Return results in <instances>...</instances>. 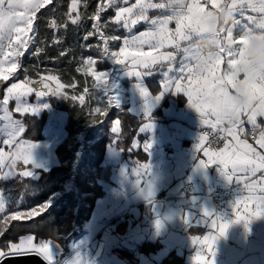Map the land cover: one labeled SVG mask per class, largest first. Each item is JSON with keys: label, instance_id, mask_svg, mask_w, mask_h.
<instances>
[{"label": "crops", "instance_id": "0c3cea01", "mask_svg": "<svg viewBox=\"0 0 264 264\" xmlns=\"http://www.w3.org/2000/svg\"><path fill=\"white\" fill-rule=\"evenodd\" d=\"M152 2L159 3L163 0ZM101 3L105 5L104 11L108 9L113 14L110 20L113 32L106 35L109 38V52H118L123 47V39L151 29L150 23L144 21L132 26L131 32L123 27L122 22L116 23L115 14L119 7L131 6L136 0H128L127 5L123 4V0L114 6H108L107 0H99V6ZM104 11L100 13V17ZM167 14L169 13L159 9L148 11L150 18ZM37 15L38 13L33 23L35 32L29 33L32 42L20 57L19 66L9 79L20 70L25 55L36 41ZM248 15L257 14L246 12L245 16ZM237 18L242 23H247L238 14ZM169 28L174 30L175 22ZM234 35L238 36L239 31L234 30ZM112 36L121 39L114 41ZM143 50L150 51L147 45ZM161 51L175 53L172 48ZM183 55V52L176 53V61L171 62L173 71H168L169 62H164L163 66H153L151 72L133 65L128 59L125 60V65H118L105 55L104 59L110 68L101 72L107 73L104 90L109 108L126 112L139 121L129 148L124 152L120 147L123 140L122 126L119 119L113 120L102 162L95 172V185H92L91 193L83 194L84 197L93 199L88 204L89 210L83 223L80 227L76 226L74 233L69 236L65 253L59 242L51 239L38 240L35 235L27 234L15 245H19L21 240H31L36 249L49 247L47 256L28 249L16 252L12 248L14 244H10L9 249L0 245V253H3L0 260L9 254L37 252L51 264H264V215L253 219L247 228L243 222L231 223L237 215L246 216L247 213L256 211V204L248 199V185H256L253 195L264 196L259 191V188L264 187V171L257 172L255 176L238 172L229 181L219 170L221 165L209 163L204 149L218 152L226 143L234 141L231 136L220 131L221 127H228L227 124L218 125L215 129L203 124L201 114L190 105L185 92L176 91L175 80L181 75L179 61ZM225 67L226 59L221 64V73ZM137 72L141 74L135 75ZM183 75L186 78L182 83L187 84V68ZM169 80L173 83L171 87L165 88ZM25 81L29 82L26 86L34 90L21 97V110L17 111V101L14 98H9L5 105L4 98L8 96V88L14 83L24 84ZM49 81L53 84V81ZM3 82L5 81L0 80V153H4L3 163L0 164V201L3 202L4 212H0V224L16 212L31 211L43 206V203L50 208V202L55 196L58 195L59 199L63 196L61 190H58L51 195V200L38 202L39 191L36 192L31 183L37 182L43 172L61 166L58 148L70 136V114L53 106L50 87L45 89L42 86V89H37L38 83L28 79L15 80L1 87ZM37 91H43L45 95L37 96ZM142 92H147L148 96L142 95ZM157 96L160 97L158 100L155 99ZM24 108H28V111H23ZM33 108L38 109L35 114ZM31 118L42 119L43 122L36 123ZM243 119L244 133L241 134L238 128L239 138L246 139L258 152L264 154V148L256 143L259 130L252 139V126L247 123V117ZM117 121L119 126L115 132L113 128L117 127ZM257 123L260 128H264V118L258 117ZM95 124L92 122L77 134L79 145L75 151L73 170L78 169L84 161L86 148L93 143L86 134ZM205 129L223 133L226 136L224 145L211 146L205 140L203 148L198 150L200 137L206 136L203 132ZM98 134L99 130L96 136ZM6 140L9 143H5ZM28 145H35L31 151L32 164H25L23 159L13 156L17 149ZM201 161L206 165L205 168L199 166ZM145 165H148L147 169ZM226 171L230 172L231 169ZM25 172L31 175H23ZM186 183H193L195 190L188 198L179 199ZM67 184L68 182L65 188ZM228 189L231 190L230 197L223 205H218L204 195ZM245 202L248 203L247 213L244 209ZM204 212L212 215L205 216ZM217 216L222 221L218 220L217 226L213 228L211 221ZM26 219L21 217L19 220ZM221 222L231 224L223 236H219ZM204 236L218 237L212 247L214 256L207 245L202 243ZM195 237L200 240H194ZM198 254L202 259L198 258Z\"/></svg>", "mask_w": 264, "mask_h": 264}, {"label": "snow or ice", "instance_id": "6c2138e0", "mask_svg": "<svg viewBox=\"0 0 264 264\" xmlns=\"http://www.w3.org/2000/svg\"><path fill=\"white\" fill-rule=\"evenodd\" d=\"M120 0H107L108 6H114L118 4ZM52 0H0V80L7 81L12 73H14L19 66V59L27 51L29 44L32 42V37L29 33L35 32L33 28L34 19L36 13L42 8L51 4ZM80 0H71V5L68 9L69 19L72 24H76L81 19L80 14L77 12ZM236 3V0H233ZM258 3H264V0H245L243 6L238 8L235 13V19L237 23L234 28L223 35L218 40V54L208 59L204 67L199 73L193 71L190 65L194 62L193 49L189 47L190 41L186 40V37L191 36L193 31L198 28L202 18L206 13L212 12L222 6L226 5V0H163V2L154 3L152 0H136V3L128 7H119L115 14L116 23L123 24V27L129 32L132 30V26L137 25L139 22H149L151 29L141 32L139 35H132L130 38L123 39V47L119 51L109 52L107 47L108 37H105L100 28V24H93V28L100 34V38L104 41V54L113 60L118 65H125V60L128 59L133 65H139L140 67L149 70L153 66L161 65L164 62H169L168 71H173L171 62L176 61V53L183 52V58L179 61V73L181 74L175 80L176 91L183 90L188 97L190 105L198 111L203 120V124L210 125L212 128H216L218 125L222 126L227 124L228 127H221L220 131L226 135L231 136L233 143H226L224 148L218 152L209 151L204 149L205 155L208 157L209 163H217L222 167L219 170L229 180H232L233 175L236 173H245L247 175L255 176L257 172L264 171V154L257 151L252 144H249L247 140H241L237 134V129L241 134L244 133L242 125L245 123L243 117H247V123L252 126L251 135L256 137L257 130H259V138L256 143L260 148H264V128H260L257 123L256 116L251 115L250 109L264 107V81L259 80H244L243 85L250 98L249 110H236L231 104V96L235 93L237 87L236 77L234 70L238 64L237 57L243 54V48L247 44L245 33L248 29L255 27L261 23V18L264 17V8L257 9L253 5ZM123 4L127 5L128 0H123ZM150 9L164 10L169 13L162 17L150 18L148 11ZM105 10V5L101 3L97 12L91 19L98 21L100 19V13ZM246 12L256 13L257 15L245 16ZM75 13L73 16L71 14ZM239 17L246 19L247 23H242ZM175 22V29L169 28V25ZM50 27L56 29L60 27L55 20H52ZM234 30L239 31V35H234ZM13 34H15L13 36ZM94 33H88V36ZM112 40L121 39L118 36H112ZM58 42V41H57ZM147 45L150 51H144V46ZM5 48L8 50L5 51ZM172 48L175 49V53L172 51L163 52L161 49ZM39 51V50H38ZM64 55V53H61ZM9 57H12L9 60ZM226 67L221 73V64L225 63ZM89 69L95 63L94 60L88 59L85 61ZM187 68L188 83L183 84L182 81L186 78L183 74ZM129 74H133L129 72ZM137 72L135 75H140ZM96 81L99 83L97 87L107 83V73H100L95 76ZM47 80L56 81V77L48 76L42 77L38 82L42 84L45 89L49 88ZM28 81L24 84L14 83L8 88V96L4 98V104L8 103L9 98H14L17 101V111H20L21 97L31 93L34 89L27 87ZM173 83L169 80L165 84V88L171 87ZM57 81V89L62 88ZM57 89L52 90V94H57ZM87 91V90H85ZM37 96H43V91H37ZM142 95L148 96L147 92H142ZM157 96L155 99H159ZM75 99V97H73ZM83 100V97H81ZM23 111H28V108H24ZM35 114L38 109H32ZM96 112H100L101 109H95ZM214 118V119H213ZM264 118V117H262ZM229 121H232L230 123ZM119 121H117V127L113 128V131L117 132ZM150 127V125H146ZM207 140V136L200 137V143L197 145V149H202L204 141ZM9 143V141H5ZM35 145H28L26 148H19L13 156L17 159H23L25 164H32L31 151ZM148 147V146H146ZM4 153H0V164L3 163ZM15 160H13V165ZM201 168H205L206 165L201 161ZM146 169L148 165L144 166ZM231 171H226V169ZM23 175H31V173H23ZM250 195L248 197L253 203L256 204V211L254 213H247L248 203H244V209L247 213L246 216L237 215L235 220L231 223L243 222L247 228L248 224L256 218L264 215V196L256 197L252 193L256 191V185H248ZM261 193H264V187L259 188ZM149 195H151L149 186ZM239 203V201L237 202ZM48 208V204L35 207L28 212H16L8 219L16 220L21 217L31 219L44 212ZM0 212H4L3 202L0 201ZM205 216H210L212 213L204 212ZM221 220L219 216L211 221L212 227L217 226V221ZM222 221V220H221ZM230 223L221 222L219 224V236L225 235ZM217 236H204L202 243L206 244L209 252L212 256L215 255L212 251V247L217 240ZM194 240L199 241V237H195ZM16 252H20V249H28L32 251H39L43 255L47 256L50 249L47 246H42L36 249L33 242L21 240L19 245H12ZM3 255V253H0ZM198 258L202 259V257Z\"/></svg>", "mask_w": 264, "mask_h": 264}, {"label": "trees", "instance_id": "16d2710c", "mask_svg": "<svg viewBox=\"0 0 264 264\" xmlns=\"http://www.w3.org/2000/svg\"><path fill=\"white\" fill-rule=\"evenodd\" d=\"M71 0H54L52 4L42 8L37 15V36L31 50L25 55L20 70L14 77L1 84L5 87L8 83L28 79L38 83L42 77L55 75L66 85V91L71 94L59 98L56 94L51 95V102L54 107L67 111L70 114L68 126L69 139L58 148L61 159V166L48 172H43L41 178L33 184L35 191H39L38 202H45L58 190H64L66 182L73 177L77 193L73 190L64 193L56 201L55 205L47 208L38 216L26 220L7 219L0 224V245L6 249L10 244L17 243L22 236L27 234L35 235L38 240H55L59 242L64 253L70 235L74 233L76 226L80 227L89 210L88 204L93 198L84 197L83 194L92 192V185L95 179V172L99 170V165L105 152L106 144L109 141L113 120L119 119L122 126V142L120 147L124 152L129 148L139 121L126 112L118 109H110L108 101L105 112L99 117L88 114L91 104L80 103L74 95L80 94L87 87L90 76L80 71L82 60L88 57L96 59L98 70L110 68L109 63L104 59V44L99 32L93 28L95 20L91 19L98 10L99 0H80L78 13L81 19L76 24H72L69 19L68 9ZM73 15V14H71ZM112 11L106 10L99 19L100 32L106 36L111 34L113 23L110 21ZM52 20H55L60 27L53 29L50 27ZM88 33H94L85 39ZM58 41V42H57ZM39 50V51H38ZM64 53V55H61ZM51 83L49 80H47ZM73 88L74 91H71ZM36 123L43 120L31 118ZM95 122L89 128L87 138L93 141L86 148V156L78 169L73 170L72 164L75 158V151L79 142L77 134L84 131L87 125ZM99 134L96 136V132Z\"/></svg>", "mask_w": 264, "mask_h": 264}, {"label": "clouds", "instance_id": "9594fccd", "mask_svg": "<svg viewBox=\"0 0 264 264\" xmlns=\"http://www.w3.org/2000/svg\"><path fill=\"white\" fill-rule=\"evenodd\" d=\"M244 2L245 0H236V3L226 0L227 6L206 13L198 28L191 36L186 37L194 53V63L191 66L194 72L199 73L205 62L218 54V40L234 28L237 23L235 13ZM253 7L262 9L264 3ZM245 36L248 42L243 48V54L237 57L238 64L234 70L237 87L231 96V104L236 110L250 109V98L243 81H264V17L260 24L248 29ZM250 111L253 116L264 117V107L252 108Z\"/></svg>", "mask_w": 264, "mask_h": 264}, {"label": "rangeland", "instance_id": "374dc122", "mask_svg": "<svg viewBox=\"0 0 264 264\" xmlns=\"http://www.w3.org/2000/svg\"><path fill=\"white\" fill-rule=\"evenodd\" d=\"M79 5H80V3H79ZM78 9H79V6H78ZM78 9H77V12H78ZM73 15L75 16L76 14L73 13ZM95 24H101V23L99 22V20L98 21L95 20ZM103 44H104V41H103ZM107 44H109V43H107ZM104 46H105V44H104ZM88 59H92V60L95 61V63L91 66V69H89L88 65L85 63V61L88 60ZM80 71L85 73L86 75L90 76V80L87 81V87L84 88V91L82 93H80V94L74 95V97L82 104L85 103V102H88V104H91L92 106H91V109H89L88 114H90V115H92V116L97 118V117H99L100 115H102L105 112L104 110H105L106 104H107V96H106L105 90H104V85L105 84L100 85V86L97 87V84L99 82L96 81V79H95L96 75H99L100 73H103V72H101L100 70L97 69V67H96V59L91 58V57H88V58H85V59L82 60V63H81V66H80ZM51 76L56 77V81H53V84L49 83L47 81L48 84H49V87L52 90H53L54 87L57 89V81H58V83L60 85H63L62 88L57 89V94L56 95L59 98H63L62 96H65L67 94H71V93L65 92L66 91V85L63 84L59 80V78L57 76H55V75H51ZM38 85H42V84L38 83ZM38 85H36V86H38ZM71 89H72L71 91H74L73 93H76L73 88H71ZM85 90H87V91H85ZM81 97H83V100H81ZM97 108L101 109V111L100 112H96L95 109H97ZM72 179H73V177H72ZM72 179L70 181H68L67 188L64 187V190H61V194L62 195H64V193H66V191L69 192L68 191L69 186H72L73 190L77 193V188L75 187V182ZM72 182H73V184H72ZM57 200H59V196L58 195L55 196L51 200L50 203L52 205H55ZM43 204H46V203H43Z\"/></svg>", "mask_w": 264, "mask_h": 264}, {"label": "built area", "instance_id": "2783aa9c", "mask_svg": "<svg viewBox=\"0 0 264 264\" xmlns=\"http://www.w3.org/2000/svg\"><path fill=\"white\" fill-rule=\"evenodd\" d=\"M204 134L207 136V142L211 146L221 147L225 142V135L221 132L212 131V130H203ZM251 133V132H250ZM257 134V133H256ZM252 139L253 136L250 134ZM73 184V182H72ZM71 184V185H72ZM73 190L72 186H69L68 191ZM195 190L193 183H186L184 185V189L179 199L188 198ZM231 190H216L209 193H205L204 195L213 201H215L218 205H223L226 203L230 197Z\"/></svg>", "mask_w": 264, "mask_h": 264}, {"label": "water", "instance_id": "95a60500", "mask_svg": "<svg viewBox=\"0 0 264 264\" xmlns=\"http://www.w3.org/2000/svg\"><path fill=\"white\" fill-rule=\"evenodd\" d=\"M42 89V85L36 86ZM0 264H51L37 252H26L18 254H9L0 260Z\"/></svg>", "mask_w": 264, "mask_h": 264}]
</instances>
